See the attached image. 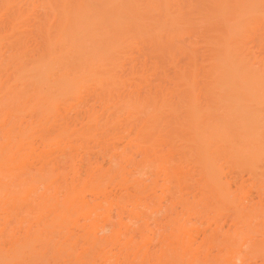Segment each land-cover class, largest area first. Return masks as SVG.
Returning <instances> with one entry per match:
<instances>
[{
  "label": "bare ground",
  "instance_id": "obj_1",
  "mask_svg": "<svg viewBox=\"0 0 264 264\" xmlns=\"http://www.w3.org/2000/svg\"><path fill=\"white\" fill-rule=\"evenodd\" d=\"M0 41V264H264V0H0Z\"/></svg>",
  "mask_w": 264,
  "mask_h": 264
},
{
  "label": "rangeland",
  "instance_id": "obj_2",
  "mask_svg": "<svg viewBox=\"0 0 264 264\" xmlns=\"http://www.w3.org/2000/svg\"><path fill=\"white\" fill-rule=\"evenodd\" d=\"M22 29V31H24V32H28V31H30L31 30V28H29V27H27V28H24V27H22L21 28ZM192 38H195L193 35L191 36ZM199 42H200V40H199ZM249 43H253V42H249ZM248 43V44H249ZM254 44V43H253ZM252 44V45H253ZM251 45V44H250ZM200 49L199 50H203V46H202V44L200 45ZM0 51H1V53H3V57L5 58V59H7L11 54H10V52H8L7 50H6V48H5V44H4V42L2 41H0ZM201 51H199V55H201L202 53H201ZM182 56V55H181ZM202 56V55H201ZM200 56V57H201ZM203 64H201V65H199L200 67L202 66ZM226 165L225 164H223V168L225 167ZM244 177H245V182H248L247 180H248V178H247V176L244 174ZM229 222V220L227 219V223Z\"/></svg>",
  "mask_w": 264,
  "mask_h": 264
}]
</instances>
